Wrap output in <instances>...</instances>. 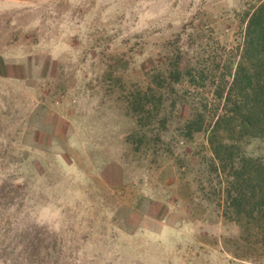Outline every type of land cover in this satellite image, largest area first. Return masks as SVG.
Wrapping results in <instances>:
<instances>
[{"label": "rangeland", "instance_id": "obj_1", "mask_svg": "<svg viewBox=\"0 0 264 264\" xmlns=\"http://www.w3.org/2000/svg\"><path fill=\"white\" fill-rule=\"evenodd\" d=\"M263 4L0 0V264H264L207 142Z\"/></svg>", "mask_w": 264, "mask_h": 264}, {"label": "trees", "instance_id": "obj_2", "mask_svg": "<svg viewBox=\"0 0 264 264\" xmlns=\"http://www.w3.org/2000/svg\"><path fill=\"white\" fill-rule=\"evenodd\" d=\"M263 9L264 4L247 22L239 63L228 87V99L234 97L237 102L234 103L233 109L225 110L224 114L218 116L208 131L207 142L213 154V165L210 169L216 175L222 172L231 179L228 184V197L232 199L233 208L239 207L242 201H246L244 188H251L250 199L264 206V157L252 159L238 151V143L242 137L264 139ZM225 88L219 91V98ZM225 101L229 102L226 99ZM223 124L224 128L220 129ZM196 125L195 122L189 123V134L202 129V126ZM229 125L231 127L226 130ZM220 134L226 138H222ZM235 134L238 135L236 140L227 138L228 135Z\"/></svg>", "mask_w": 264, "mask_h": 264}]
</instances>
